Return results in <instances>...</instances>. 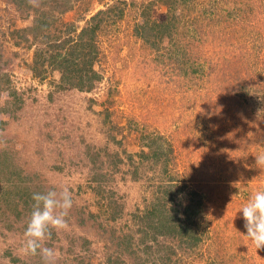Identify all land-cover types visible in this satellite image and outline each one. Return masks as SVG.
I'll return each instance as SVG.
<instances>
[{
  "label": "rangeland",
  "instance_id": "1",
  "mask_svg": "<svg viewBox=\"0 0 264 264\" xmlns=\"http://www.w3.org/2000/svg\"><path fill=\"white\" fill-rule=\"evenodd\" d=\"M110 6L97 38L100 78L85 91L63 87L52 66L34 75L41 44L18 46L12 35L32 24L31 10L0 0V264H42L22 251L32 194L64 187L68 227L44 241L56 264H134V255L145 264H264L238 212L264 190L255 165L264 153V0H84L62 18L79 30ZM145 10L176 24L157 47L135 33ZM147 138L161 161L140 154ZM168 183L183 187L174 204L202 199L200 243L157 236L129 254L122 236L138 227L133 214Z\"/></svg>",
  "mask_w": 264,
  "mask_h": 264
},
{
  "label": "trees",
  "instance_id": "2",
  "mask_svg": "<svg viewBox=\"0 0 264 264\" xmlns=\"http://www.w3.org/2000/svg\"><path fill=\"white\" fill-rule=\"evenodd\" d=\"M78 1L83 2L84 0H39L37 6L32 3V0L31 2L30 0H12L16 8L23 12L31 10L34 20L31 25L14 28L12 35H15V43L18 46L24 41H29L26 44L27 48H32L35 43L41 44L35 50L30 64V70L36 77L44 76V66H52V69L60 71L63 87L90 91L100 78L94 68L99 55L98 33L105 20V15L114 7L97 10L85 20V24L78 30L74 21H65L62 18L63 14L71 11ZM144 16L146 17L145 22L135 28L136 36L150 42L155 47H157L155 39L159 43L166 35L171 37L177 29L172 18L161 21L152 19L147 10L144 11ZM156 141V138L148 140L149 150L141 151L142 157L152 156L155 162L161 161V154L166 157L165 152H160L162 147L156 144ZM161 163H163L164 171L167 172L168 159L163 158ZM173 184L162 185L158 189L159 194L162 195H158L157 199L151 202L141 214H133L138 227L122 236L123 239L127 238L124 242L127 244L126 249L129 254L138 253L142 245L146 246V250L151 249L152 246L148 240H155L157 236L177 237L182 242L180 246L183 247H194L200 243L202 237L197 230L200 226L197 214L202 199H194L193 196L192 200L185 204L181 199L174 204L175 197L181 194L183 187L178 186L179 188L175 189ZM164 247L165 244L160 243L157 250ZM174 251L170 248L166 259H169L170 253ZM7 254L11 253L8 251ZM133 258L135 259L134 264H145V259L141 257L137 259L135 255Z\"/></svg>",
  "mask_w": 264,
  "mask_h": 264
},
{
  "label": "clouds",
  "instance_id": "3",
  "mask_svg": "<svg viewBox=\"0 0 264 264\" xmlns=\"http://www.w3.org/2000/svg\"><path fill=\"white\" fill-rule=\"evenodd\" d=\"M31 2V0H30ZM255 165L264 169V153L255 156ZM32 212L24 231L25 243L22 251L25 255H39L42 264H56L59 253L44 246L51 230H64L68 227L66 217L73 205L71 193L67 187L57 191L32 194ZM238 212L242 214L246 237L258 249H264V190L251 193L248 201Z\"/></svg>",
  "mask_w": 264,
  "mask_h": 264
}]
</instances>
